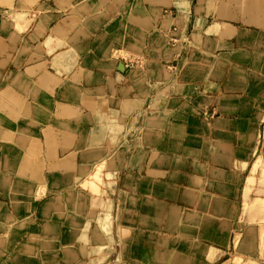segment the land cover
<instances>
[{
  "label": "crops",
  "instance_id": "0c3cea01",
  "mask_svg": "<svg viewBox=\"0 0 264 264\" xmlns=\"http://www.w3.org/2000/svg\"><path fill=\"white\" fill-rule=\"evenodd\" d=\"M243 259L264 264V0H0V264Z\"/></svg>",
  "mask_w": 264,
  "mask_h": 264
},
{
  "label": "rangeland",
  "instance_id": "374dc122",
  "mask_svg": "<svg viewBox=\"0 0 264 264\" xmlns=\"http://www.w3.org/2000/svg\"><path fill=\"white\" fill-rule=\"evenodd\" d=\"M171 31H174V29H171ZM172 39V38H171ZM171 39H169L170 41H171ZM172 42V41H171ZM137 63V62H136ZM93 177H95L94 175H93ZM94 180H96V178H94ZM62 185H60L59 187H61ZM77 186L78 185H76V188H77ZM75 191V190H74ZM66 191L65 190H62V191H60V194H61V201H59V203H57V210H59V211H62L63 213H65V212H67V213H69L68 212V209L67 208H65V205H64V203L62 202V201H64V199H62L63 198V196H64V193H65ZM45 202V201H44ZM42 204H43V201H41V202H39V204L36 206V208H35V212H34V214H35V216H32V217H25V230L26 231H28V230H30L31 229V227H32V225L33 224H35V223H37L36 222V220H40V218H41V216H40V214H39V212H40V210H39V205H40V207L42 206ZM46 207V206H45ZM48 207V206H47ZM42 220V219H41ZM236 233V232H235ZM237 234H238V237H240V235H241V232L240 231H238L237 230ZM233 240H234V233H232V232H230V240H229V242H230V247H229V250L227 251V254L225 255V259L227 260V262H228V259L229 260H231V258L234 256V251H233ZM237 256V254L235 255V257ZM244 260V259H243ZM244 262H245V264H246V260H244ZM248 264V263H247Z\"/></svg>",
  "mask_w": 264,
  "mask_h": 264
},
{
  "label": "built area",
  "instance_id": "2783aa9c",
  "mask_svg": "<svg viewBox=\"0 0 264 264\" xmlns=\"http://www.w3.org/2000/svg\"><path fill=\"white\" fill-rule=\"evenodd\" d=\"M171 41H174V39H171Z\"/></svg>",
  "mask_w": 264,
  "mask_h": 264
}]
</instances>
